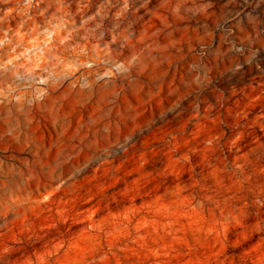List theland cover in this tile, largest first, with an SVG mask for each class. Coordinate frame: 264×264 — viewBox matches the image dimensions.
I'll return each mask as SVG.
<instances>
[{
	"label": "rangeland",
	"instance_id": "rangeland-1",
	"mask_svg": "<svg viewBox=\"0 0 264 264\" xmlns=\"http://www.w3.org/2000/svg\"><path fill=\"white\" fill-rule=\"evenodd\" d=\"M0 264H264V0H0Z\"/></svg>",
	"mask_w": 264,
	"mask_h": 264
}]
</instances>
